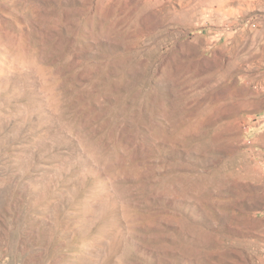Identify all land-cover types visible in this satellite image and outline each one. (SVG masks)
Returning <instances> with one entry per match:
<instances>
[{
	"label": "rangeland",
	"instance_id": "obj_1",
	"mask_svg": "<svg viewBox=\"0 0 264 264\" xmlns=\"http://www.w3.org/2000/svg\"><path fill=\"white\" fill-rule=\"evenodd\" d=\"M0 264H264V0H0Z\"/></svg>",
	"mask_w": 264,
	"mask_h": 264
}]
</instances>
